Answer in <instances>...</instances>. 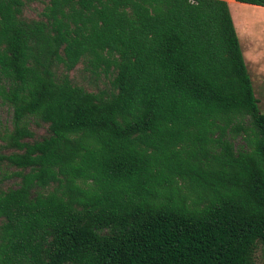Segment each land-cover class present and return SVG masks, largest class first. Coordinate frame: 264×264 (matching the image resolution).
Masks as SVG:
<instances>
[{"label": "trees", "instance_id": "trees-1", "mask_svg": "<svg viewBox=\"0 0 264 264\" xmlns=\"http://www.w3.org/2000/svg\"><path fill=\"white\" fill-rule=\"evenodd\" d=\"M38 1L0 0V184L17 180L0 264L264 255V112L228 0H47L24 18Z\"/></svg>", "mask_w": 264, "mask_h": 264}, {"label": "rangeland", "instance_id": "rangeland-1", "mask_svg": "<svg viewBox=\"0 0 264 264\" xmlns=\"http://www.w3.org/2000/svg\"><path fill=\"white\" fill-rule=\"evenodd\" d=\"M47 0L33 2L23 9L24 18H36ZM227 2V1H226ZM237 4V5H236ZM232 4L228 0V11L233 19V27L241 49L247 75L250 79L258 110L264 112V8L246 4ZM9 111L0 106V127L7 126ZM35 138L45 134V126L31 124ZM13 169L8 170L9 174ZM17 180L7 178L0 184V189L16 186ZM253 264H264V255L259 247L255 251Z\"/></svg>", "mask_w": 264, "mask_h": 264}, {"label": "bare ground", "instance_id": "bare-ground-1", "mask_svg": "<svg viewBox=\"0 0 264 264\" xmlns=\"http://www.w3.org/2000/svg\"><path fill=\"white\" fill-rule=\"evenodd\" d=\"M232 4H236V2L234 0H230ZM237 5V4H236Z\"/></svg>", "mask_w": 264, "mask_h": 264}, {"label": "crops", "instance_id": "crops-1", "mask_svg": "<svg viewBox=\"0 0 264 264\" xmlns=\"http://www.w3.org/2000/svg\"><path fill=\"white\" fill-rule=\"evenodd\" d=\"M256 7V6H255ZM229 12V11H228ZM229 15H230V13H229ZM231 18V17H230ZM240 51H241V49H240ZM242 54V53H241Z\"/></svg>", "mask_w": 264, "mask_h": 264}]
</instances>
